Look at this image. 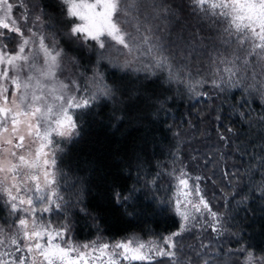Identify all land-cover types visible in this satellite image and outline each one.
I'll use <instances>...</instances> for the list:
<instances>
[{
    "label": "snow or ice",
    "instance_id": "1",
    "mask_svg": "<svg viewBox=\"0 0 264 264\" xmlns=\"http://www.w3.org/2000/svg\"><path fill=\"white\" fill-rule=\"evenodd\" d=\"M62 2L65 15L74 21L68 38L82 47L95 44L89 48L97 57L91 77L80 73L61 80L69 58L56 33L45 31L52 28L43 19L46 13L32 0H0V30L19 37L13 49L0 42V202L15 217L0 223V264H193L179 238L197 224L217 235L222 231L221 215L202 194L201 177L190 187L188 173L173 170L178 174L173 175L176 192L170 203L180 218L177 231L149 240L133 235L82 243L72 237L66 215L73 197L76 203L82 199L57 166L59 143L79 134L83 110L113 97V85L99 70L105 63L125 72L164 74L167 84L190 90L209 83L220 94L237 89L241 108L250 95L264 102V0H189L191 15L216 33L211 51L201 45L208 57L203 68L199 60L192 62L197 44L180 43L178 35L173 48L162 39L176 18L164 0ZM4 38L0 31V41ZM72 63L78 65L74 58ZM259 119L264 122V115ZM260 151L264 153V145ZM252 159L264 168V155ZM130 198L114 193L118 203ZM55 213L65 221L54 224L46 218ZM188 247L199 264H264V255L243 246L223 256L208 244H199L198 250ZM237 254L242 259H233Z\"/></svg>",
    "mask_w": 264,
    "mask_h": 264
},
{
    "label": "trees",
    "instance_id": "2",
    "mask_svg": "<svg viewBox=\"0 0 264 264\" xmlns=\"http://www.w3.org/2000/svg\"><path fill=\"white\" fill-rule=\"evenodd\" d=\"M32 2L46 13L43 19L52 28L45 31L56 33L69 58L63 62L60 79L67 82L66 78H78L80 73L91 77L97 57L89 48L95 44L82 47L68 38L74 21L65 15L62 0ZM164 3L176 18L162 39L173 48L178 35L180 43L197 44L192 62L199 60L203 68L208 57L201 45L211 51V38L216 33L209 30L207 22L191 15L189 0ZM3 32L6 38L2 43L15 48L18 35ZM196 33L205 39L200 41ZM99 70L113 85L114 95L81 112L79 134L61 141L57 155L58 168L74 185L71 191H79L82 199L76 203L74 196L66 214L72 237L82 243L98 237L120 240L133 235L149 240L177 231L180 218L170 200L176 190L173 175L178 174L173 170L182 169L190 180L201 177L205 199L222 218L219 235L194 229L179 238L193 264L199 261L188 246L196 249L201 243L210 245L220 256L242 246L264 255V168H258L252 159L264 155L260 151L264 122L259 119L264 115V102L250 95L249 103L241 108L242 93L237 89L220 94L209 83L190 90L167 84L164 74L125 72L106 63ZM116 192L131 198L118 203ZM9 211L0 202V223L15 219L10 218ZM46 218L54 224L65 221L59 213ZM233 259L242 258L237 254Z\"/></svg>",
    "mask_w": 264,
    "mask_h": 264
},
{
    "label": "rangeland",
    "instance_id": "3",
    "mask_svg": "<svg viewBox=\"0 0 264 264\" xmlns=\"http://www.w3.org/2000/svg\"><path fill=\"white\" fill-rule=\"evenodd\" d=\"M0 31H4V30H0ZM0 42H2V41H0ZM57 139H59V138H57ZM59 148L61 149L60 143H59ZM58 153H60V151H59ZM58 153H57V155H58ZM193 182H194V180H189V185H190V187L193 186ZM199 184H200V183H199ZM200 187H201V185H200ZM201 189L203 190L202 187H201ZM175 192H176V190H175ZM202 194L204 195V193H202ZM213 211H214V210H213ZM194 229L202 230V229L199 227V224H197L196 227H195ZM194 229H193V230H194Z\"/></svg>",
    "mask_w": 264,
    "mask_h": 264
}]
</instances>
